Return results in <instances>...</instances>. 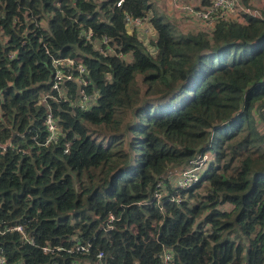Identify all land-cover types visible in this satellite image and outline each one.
Segmentation results:
<instances>
[{"label": "trees", "instance_id": "16d2710c", "mask_svg": "<svg viewBox=\"0 0 264 264\" xmlns=\"http://www.w3.org/2000/svg\"><path fill=\"white\" fill-rule=\"evenodd\" d=\"M116 1L0 0V231L34 240L0 235L7 263L51 264L41 248L77 236L107 264H160L162 249L173 264H264V12L210 27L182 15L199 26L177 31L150 0ZM125 14L155 39L129 32ZM66 58L88 71L90 107L72 108L73 83L65 100L51 90L52 60ZM49 110L62 136L45 145ZM204 156L180 203L166 182L160 206L142 204L166 171Z\"/></svg>", "mask_w": 264, "mask_h": 264}, {"label": "built area", "instance_id": "2783aa9c", "mask_svg": "<svg viewBox=\"0 0 264 264\" xmlns=\"http://www.w3.org/2000/svg\"><path fill=\"white\" fill-rule=\"evenodd\" d=\"M264 1V0H263ZM211 5L208 8L198 9L190 5L189 3L177 4L174 6L180 13L185 16L192 18L197 21L204 23L206 27L214 25V22L218 15L222 13L230 14H241V15H250L256 18H261V13L244 8L238 0H210ZM123 4V0H117L115 7L119 8ZM260 14V15H259ZM124 24L129 32H137L142 29L143 33L148 34L151 32V25L148 20L142 21L141 19L132 18L128 14L124 15ZM86 41L92 40V33L87 31L86 33H80ZM111 40L107 37H103L100 43L97 45L96 49L100 54H105L109 51V44ZM52 65L55 69L53 82L51 90L55 91L58 99H64L67 97V88L66 83L70 82L76 86L77 98L76 101H70L72 108L76 106H81L84 108L90 107L95 99V91L89 95L86 93V87L89 85L88 81V71L85 65L81 61H75L72 59H53ZM74 70V71H73ZM73 71V72H72ZM264 81V78H263ZM53 99L52 97H49ZM45 102V100H43ZM45 128L48 134L45 141V145L50 143H57L59 137L62 136L61 130L57 126V119L54 118L52 112L46 114L45 117ZM68 152V144H65V149L63 154ZM206 156L198 158L195 160L190 168L184 170H175L169 169L166 173L160 178L157 183L156 190L153 194V197L150 202H143V205L151 204L156 202V206H160L161 200L164 196H167L168 193L164 189V184L166 182L171 184V187L174 189L176 196L170 199L171 202L180 203L182 201L180 193L186 191L193 187L199 181V171L204 165ZM141 203H137V206ZM161 209V208H160ZM116 221L113 215H109L108 221L103 228L104 230H111L113 228V223ZM5 232L13 233L16 232L20 235L23 243H28L29 245H34V240L29 233H27L23 226L16 225L10 228H5L4 231H0V235H3ZM92 243L91 240H80L77 236L70 237L65 244L52 245L47 243L41 248L43 255L50 258L51 264H60L59 258L69 257L68 260L64 261L68 264H107L102 263V260L105 258V255L102 251H99L93 257L91 252ZM160 259V264H173V257L171 252L166 249H162L158 255ZM0 264H8L7 259L0 250Z\"/></svg>", "mask_w": 264, "mask_h": 264}, {"label": "crops", "instance_id": "0c3cea01", "mask_svg": "<svg viewBox=\"0 0 264 264\" xmlns=\"http://www.w3.org/2000/svg\"><path fill=\"white\" fill-rule=\"evenodd\" d=\"M188 3L190 2L195 7L201 6V0H187ZM151 5L153 7V12L156 13L159 16L164 17V19L169 22L171 25H173L177 31L179 29H182V31H194L199 24L197 22L193 21H185L182 14L175 10L176 8L172 5V0H150ZM174 4V3H173ZM138 34H143L142 29L137 31ZM136 32V33H137ZM152 37L151 39H155V35L151 33ZM142 42L148 43V41L143 40Z\"/></svg>", "mask_w": 264, "mask_h": 264}, {"label": "rangeland", "instance_id": "374dc122", "mask_svg": "<svg viewBox=\"0 0 264 264\" xmlns=\"http://www.w3.org/2000/svg\"><path fill=\"white\" fill-rule=\"evenodd\" d=\"M250 6L251 7H249V8H251L250 10H254V11H257V12H260V13H262V12H264V1L263 0H251V2H250ZM260 15V14H259ZM261 16H262V14H261ZM166 21V20H165ZM167 22V21H166ZM169 23V22H168ZM181 30V29H180ZM137 34H138V32H137ZM152 34H151V32L148 34V32L147 33H143V34H138V39L140 40V41H143V40H146V41H151V36ZM189 98H187V97H184V98H182L181 99V101H182V103H184V102H186L187 100H188ZM94 130V128L93 127H91L90 128V131L92 132ZM206 159H207V157L205 158V161H206ZM205 161L203 162V163H205ZM202 168V167H201Z\"/></svg>", "mask_w": 264, "mask_h": 264}]
</instances>
